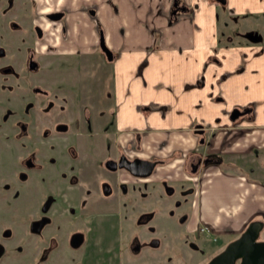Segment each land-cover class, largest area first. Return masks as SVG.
<instances>
[{"label":"rangeland","instance_id":"obj_1","mask_svg":"<svg viewBox=\"0 0 264 264\" xmlns=\"http://www.w3.org/2000/svg\"><path fill=\"white\" fill-rule=\"evenodd\" d=\"M44 1L0 0V66L10 62L14 68L8 73L0 68V144H10L8 151L0 145V174L16 182L14 156L22 154L18 166L26 175L4 201L8 212L0 209L9 224L7 264H19L11 256L20 247L26 260L42 252L41 264H204L238 234L212 237L190 227L189 181L138 178L125 168L104 165L107 157H117L101 130L108 123L103 111L111 93V63L95 46L71 55L73 39L64 22L42 13L59 5ZM85 10L96 22V5ZM37 21L45 28L40 38L32 27ZM88 40L96 45V38ZM28 49L39 54V70L24 64ZM62 122L66 130L57 129ZM28 157L36 166H27ZM248 157L246 170L264 178V147ZM51 174H63L50 184L57 200L46 225L31 232ZM79 230L83 240L69 244L70 231ZM258 237L264 239V227Z\"/></svg>","mask_w":264,"mask_h":264},{"label":"crops","instance_id":"obj_2","mask_svg":"<svg viewBox=\"0 0 264 264\" xmlns=\"http://www.w3.org/2000/svg\"><path fill=\"white\" fill-rule=\"evenodd\" d=\"M52 1L73 49L92 50L98 22L115 51L101 129L113 153L154 159L138 178L189 181L192 228L213 237L264 224V178L246 170L264 147V0Z\"/></svg>","mask_w":264,"mask_h":264},{"label":"flooded vegetation","instance_id":"obj_3","mask_svg":"<svg viewBox=\"0 0 264 264\" xmlns=\"http://www.w3.org/2000/svg\"><path fill=\"white\" fill-rule=\"evenodd\" d=\"M97 7V6H96ZM57 10H59L60 12H62V16L61 17H58L57 19H54V18H52L49 14L50 13H52V12H56ZM43 13V15L45 14V15H47V18H49L50 20H52V21H58L59 19H60V21L61 22H64L63 23V28L65 29L66 27L68 28V32H69V38L72 40L73 39V37H71V35H72V32H71V30H70V27H68V25H67V21H66V14H65V9H63V8H59V7H57V8H52V9H50V10H44V12H42ZM97 27H98V33H97V35H96V45H95V50H97V49H99L100 51H102L103 53H104V55L108 58V61L110 62V60H113V58H114V56H115V51L112 49V46L111 45H109V43H108V41H107V38H105V32H104V29L102 28V26L101 25H99V23L97 22ZM32 27L35 29V31H36V34H37V36L40 38V37H43L44 36V34H45V28L41 25V22H39V21H37V22H34V24H32ZM102 36V38H103V40H104V43H105V45L108 47V50L109 51H111L110 52V55L108 54V52L107 51H105L103 48H102V45H101V37ZM55 41L56 42H54V44L56 45V46H58L59 44H60V42H61V40H60V38L58 37V38H56L55 39ZM75 40L73 39L72 41H71V43L73 44V42H74ZM52 45V44H51ZM73 49V48H72ZM31 50V49H30ZM29 49L28 50H26V52H25V54H26V57H25V65L29 68V69H31V70H34V68H36L37 70H39L40 69V59H39V54L37 53V54H35V52L34 51H30ZM2 51H3V49L1 48L0 49V53H2ZM72 53H71V55H77L78 53H83V52H87L85 49L84 50H81V49H73L72 51H71ZM10 62H8V64H4V65H1L0 66V68H1V70H2V72H5V73H8V71H13L14 70V68L13 67H11L10 66V64H9ZM34 90H36L37 92H39V93H42V94H44V93H46L45 92V90L44 89H42V88H40V87H38L37 85H35L34 86ZM86 107V105H84V108ZM240 110V109H239ZM66 126H67V124L66 123H64V122H62V123H59L58 124V126H56L57 127V129H59V130H66ZM1 145V147H2V151H4V150H9V143L6 141V142H4V143H2V144H0ZM1 149V148H0ZM0 157H2V158H4L3 157V154L1 153L0 154ZM15 158H14V163H16L17 165H16V168H14V170H15V172L16 173H14V177H17V181L16 182H14L13 181V183H11V182H8L7 180H4V179H6V178H8L9 177V175H4V174H0V196L2 197V199H1V206H0V209H3V211H5V213H7L8 212V206L7 205H9L8 203L9 202H4L5 200H7L8 199V194H9V192H11V191H15V190H18L19 188H18V185H19V183L23 180V179H25L26 178V175H24L23 174V169H21L18 165L20 164V162H23V159H24V156L21 154V155H19V154H16L15 156H14ZM123 157H129L128 155H126V154H124V153H121V154H119L117 157L116 156H114V157H107L106 159H105V162H104V165H105V163L107 162V160L108 159H116L117 161H119L121 158H123ZM130 158V157H129ZM130 159H133V158H130ZM204 159H208V157L206 158V157H204ZM203 159V160H204ZM26 160H27V166H29L30 168H32V167H34V166H36V165H34V162H33V160L32 159H30L29 157L28 158H26ZM202 160V158H199V159H197L195 162H193L192 161V167H191V169H193L194 170V167L196 166V165H198V163H200L201 161H203ZM24 163H25V160H24ZM106 166V165H105ZM107 167V166H106ZM108 168V167H107ZM119 168H123V167H118V168H115V169H119ZM109 169V168H108ZM114 169V170H115ZM126 169V168H125ZM110 170H112V169H110ZM127 170V169H126ZM129 170V169H128ZM127 170V171H128ZM1 171V170H0ZM130 172V171H129ZM131 173V172H130ZM131 175H133L132 173H131ZM61 177V176H63V174H59V175H57V174H51V176L47 179V181H49L48 182V184H49V186L48 185H46V187H43L42 188V190H41V194L44 196L43 197V200H42V202L41 203H39V207H40V212L42 213V214H39L37 217H35V218H33L32 219V221L30 222V224H29V227H30V231L31 232H40L41 231V229L46 225V223H47V216H48V214H47V212L49 211V210H51L52 209V203H55L56 202V200H57V197H56V195H54L52 192L50 193V188H51V182H53V183H55L56 182V180H55V178H57V177ZM133 176H135V175H133ZM49 189V190H48ZM0 197V198H1ZM6 216L4 215V212H2V215L0 216V264H7L8 263V260H6V259H9V248L6 246V242H5V240H7V237L10 235V234H8L7 233V230L9 229V224H8V221H4V218H5ZM210 231V230H209ZM260 232V231H259ZM83 236H84V233L83 232H81L80 230L79 231H70V233H69V236H68V242H69V244H72V245H76V244H78L79 245V242H81L82 240H83ZM239 236V235H238ZM237 236V237H238ZM234 237V236H233ZM234 238H236V237H234ZM233 238V239H234ZM232 239V240H233ZM260 239V237H258V235H257V240H259ZM260 240H264V239H260ZM50 242H51V238H50ZM229 242H231V241H229ZM228 242V243H229ZM227 243V244H228ZM227 244H226V246H227ZM225 246V247H226ZM224 247V248H225ZM221 249H223V248H221ZM15 251H17L16 252V254H13L12 256H11V259L12 260H15V262H16V260L19 262V264H41V262H42V259L44 260V257H41V254H42V252H40L38 255H33V256H31V258H29V260H26V259H24L23 258V256H22V254H21V252H24L23 251V248L22 247H20L19 249H16ZM220 252V251H219ZM218 252V253H219ZM217 254V253H216ZM215 254V255H216ZM213 257V256H212ZM211 257V258H212ZM210 258V259H211ZM210 259H208V260H210ZM241 260V258H238L237 260H235L234 261V263L235 264H239L238 262ZM208 262V261H207ZM204 264H206V262L204 263Z\"/></svg>","mask_w":264,"mask_h":264},{"label":"water","instance_id":"obj_4","mask_svg":"<svg viewBox=\"0 0 264 264\" xmlns=\"http://www.w3.org/2000/svg\"><path fill=\"white\" fill-rule=\"evenodd\" d=\"M52 18L57 19L63 14L59 10L49 14ZM101 38L102 48L108 52V47L105 45L104 40ZM241 111L234 109L232 117L237 116ZM105 165L114 170L118 167L126 168L135 176H147L153 172V168L156 165L155 160L135 157L130 159L129 157H123L119 161L114 159H108ZM197 165L194 167V170ZM260 231V224L257 222H250L249 226L236 238L227 244V246L220 250L219 253L214 255L206 264H235L234 261L238 258L241 260L239 264H264V240H257V235Z\"/></svg>","mask_w":264,"mask_h":264},{"label":"built area","instance_id":"obj_5","mask_svg":"<svg viewBox=\"0 0 264 264\" xmlns=\"http://www.w3.org/2000/svg\"><path fill=\"white\" fill-rule=\"evenodd\" d=\"M207 230H210L208 225H205V224L201 225V231H205L206 232Z\"/></svg>","mask_w":264,"mask_h":264},{"label":"trees","instance_id":"obj_6","mask_svg":"<svg viewBox=\"0 0 264 264\" xmlns=\"http://www.w3.org/2000/svg\"><path fill=\"white\" fill-rule=\"evenodd\" d=\"M217 157H218V155L217 156H211V157H209V160L215 159Z\"/></svg>","mask_w":264,"mask_h":264}]
</instances>
